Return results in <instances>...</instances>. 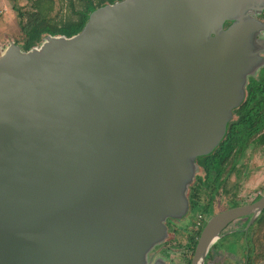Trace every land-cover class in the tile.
Wrapping results in <instances>:
<instances>
[{
  "label": "water",
  "instance_id": "obj_1",
  "mask_svg": "<svg viewBox=\"0 0 264 264\" xmlns=\"http://www.w3.org/2000/svg\"><path fill=\"white\" fill-rule=\"evenodd\" d=\"M263 13L264 0H120L70 37L1 46L0 264H168L149 255L264 66ZM263 210L264 196L210 218L190 264Z\"/></svg>",
  "mask_w": 264,
  "mask_h": 264
},
{
  "label": "flooded vegetation",
  "instance_id": "obj_2",
  "mask_svg": "<svg viewBox=\"0 0 264 264\" xmlns=\"http://www.w3.org/2000/svg\"><path fill=\"white\" fill-rule=\"evenodd\" d=\"M257 19L264 27V13ZM227 25L228 23L224 27ZM257 40L264 49V29ZM261 57L264 59V51ZM231 124L238 125V128L243 126L248 130L241 134L242 140L238 145L230 142L229 151L223 156L224 162H217L214 151L205 161L197 159L202 175L196 178L190 189L189 212L185 217L184 227L175 226V223L168 220L166 226L171 237L156 246L149 258L163 257L171 264L172 254L179 251L182 262L190 264L195 248L191 253L189 236L194 235L198 229L201 233L208 220L216 214L252 204L264 196L262 184L254 193L249 194L248 200L245 198L248 178L254 179L256 172L264 169V66L259 68L255 77L248 79L245 99L233 111V119L227 129ZM261 218L264 228V210L253 220L252 215H247L229 223L220 232L219 239L209 247L204 264L250 263L264 248V237L260 240L263 242L260 247L255 246L253 239L258 220ZM177 235L181 242L175 240Z\"/></svg>",
  "mask_w": 264,
  "mask_h": 264
},
{
  "label": "trees",
  "instance_id": "obj_3",
  "mask_svg": "<svg viewBox=\"0 0 264 264\" xmlns=\"http://www.w3.org/2000/svg\"><path fill=\"white\" fill-rule=\"evenodd\" d=\"M12 2V9L15 12L18 27L21 35V40L16 41L17 44L21 43L22 49L27 51L29 48L38 44L45 35H63L70 37L77 34L85 22L88 15L95 9L105 5L111 4L114 1L120 0H80L78 4L74 0H66L67 2V15L56 13L57 0H23L25 5L19 6L18 0H10ZM65 0H58L59 5ZM62 10L63 7H60ZM231 126L233 128H231ZM246 130L243 126L238 128V125L231 124L227 129L226 138L214 150V156L217 157V162L222 163L224 154L229 151L230 142L238 145L242 140V135ZM246 133V132H245ZM231 140V141H230ZM210 155L199 158L205 161L210 158ZM190 196V195H189ZM263 218L258 220L257 226L254 231V244L260 247L261 238L264 237V228L262 226ZM263 232V235H262ZM200 235L198 229L194 235L189 236L188 240L191 242L190 251L193 252L196 240ZM179 235L176 237L178 238ZM177 238L175 240H177ZM258 248V247H256ZM257 250V249H256ZM264 259V248L259 255L248 264H257Z\"/></svg>",
  "mask_w": 264,
  "mask_h": 264
},
{
  "label": "rangeland",
  "instance_id": "obj_4",
  "mask_svg": "<svg viewBox=\"0 0 264 264\" xmlns=\"http://www.w3.org/2000/svg\"><path fill=\"white\" fill-rule=\"evenodd\" d=\"M80 0H74L76 4H78ZM19 6H23L26 4L23 0H18ZM12 2L10 0H0V47L5 46L8 41H19L21 40V35L18 27V21L15 15V12L12 9ZM67 2L66 0L62 2V5H59L57 0V9L56 13H61L62 15H67ZM60 7H63L61 10ZM21 44V43H19ZM248 182H246V191H245V198L248 200L249 194L254 193L258 186H261L264 184V169L261 172H256L255 177H249ZM184 221L177 222L174 225L175 226H183L184 227ZM186 226V225H185ZM173 242V240H171ZM177 241L181 242V239H177ZM171 242V243H172ZM179 251H176L172 254L170 261L171 264H184L183 259L181 260L180 254H178Z\"/></svg>",
  "mask_w": 264,
  "mask_h": 264
}]
</instances>
